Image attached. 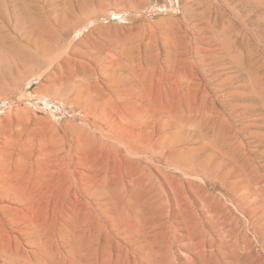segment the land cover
Returning <instances> with one entry per match:
<instances>
[{
	"label": "rangeland",
	"instance_id": "1",
	"mask_svg": "<svg viewBox=\"0 0 264 264\" xmlns=\"http://www.w3.org/2000/svg\"><path fill=\"white\" fill-rule=\"evenodd\" d=\"M32 1L69 50L0 0V264H264V0Z\"/></svg>",
	"mask_w": 264,
	"mask_h": 264
},
{
	"label": "bare ground",
	"instance_id": "2",
	"mask_svg": "<svg viewBox=\"0 0 264 264\" xmlns=\"http://www.w3.org/2000/svg\"><path fill=\"white\" fill-rule=\"evenodd\" d=\"M20 1H21L22 6L19 7V9L15 7H11V10H13V13L15 14V17H14V20L16 22L15 27L19 29L21 25H26L28 27L33 26L32 30H35L31 32L27 37H26L27 34L25 35V38L27 39V43H28L27 48L31 49V50L25 49L26 54L31 60L34 61L32 63L37 62L39 58L44 62L43 64L45 67L48 65H51V63L53 65L60 58L59 56H62L63 54L67 53L69 50V45L67 46V44L64 43V41H61L62 42L61 45L59 44V41H60L59 34H61L62 33L61 31L65 29L64 24L55 22L54 25H51L50 22H47V20L43 17V15L40 12L39 13L37 12L39 8L34 4L32 0H20ZM9 10L10 8L5 9V11H9ZM19 12H20V15L17 16ZM19 18H22V19L19 20ZM54 26H56V28ZM18 32L20 33L21 36H24L21 34V30ZM34 34L36 35L35 39H33ZM5 37H7L6 39L9 38L7 35ZM18 46H19V43L17 42H15L12 47L9 46L8 49L0 45V56L9 55V53L11 54V56L17 55L18 53L16 51H20L18 49L19 48ZM183 256L184 257L179 256L180 258L184 260L183 264H189L192 262L190 255L186 254Z\"/></svg>",
	"mask_w": 264,
	"mask_h": 264
}]
</instances>
